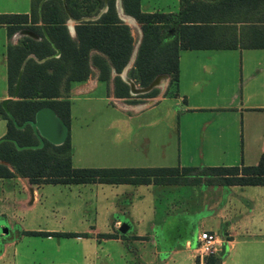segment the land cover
<instances>
[{
    "label": "rangeland",
    "instance_id": "obj_1",
    "mask_svg": "<svg viewBox=\"0 0 264 264\" xmlns=\"http://www.w3.org/2000/svg\"><path fill=\"white\" fill-rule=\"evenodd\" d=\"M135 37L138 38L137 31ZM180 54L184 78L183 87L179 89L180 95L167 96L155 102L161 96L159 88H154L158 90L154 97L130 93L128 102L144 105L155 102L141 112L127 113L119 109L118 101L109 95L104 82L90 92L73 94L70 98L68 127L73 167H121L115 166L120 164L203 167L256 165L261 159L264 162V109L252 108L264 105V49L182 50ZM131 68L127 69V76ZM3 78L6 79V66L0 62V93ZM89 78L96 79L94 76ZM112 80L110 77L108 83ZM4 84H7V80H4ZM165 84L166 80L163 79L160 86L164 88ZM113 119L124 121L118 125ZM5 131L6 121L0 120V139ZM3 179L0 198L11 200L16 195H28L23 186V183L29 182L28 179ZM202 185L178 186L176 189L157 186L153 189V197L147 191L149 187H117L136 190L135 199L141 213L147 211L145 198L154 201L158 215L173 208L174 200L183 201L182 210L186 209L184 216L187 220L206 217L208 205L212 201L218 203L214 210L222 208L226 215L233 218L240 209L246 210L244 201L247 197L256 202L263 198L259 192L262 187L221 188ZM115 188L114 185L97 183L70 186L42 184L37 186L40 200L37 221L25 217L24 224L36 227L37 222V227L42 228H77L75 215L80 214L83 219H87L91 214L93 216L95 210H103L117 190ZM85 208L89 209V213H84ZM251 216L253 218L245 217L244 221H250L252 228H258L256 212ZM18 219L17 216L10 220V233L15 231L14 235L21 228ZM168 222L163 226L164 236L168 230L181 228L184 221L171 218ZM216 222L207 221V225L215 226L214 230L219 231L220 224ZM6 223V218L0 219V230L2 226H7ZM54 242L41 243L36 247L24 241L10 246L0 259V264H70L68 261L76 255L74 251H80L74 247L67 248L65 241H61V246ZM114 253V259L117 260L118 255ZM194 256L195 252V259ZM179 259V264H193L185 253ZM72 260L86 264L82 253ZM195 262L200 264L198 259ZM126 263L125 258L113 264Z\"/></svg>",
    "mask_w": 264,
    "mask_h": 264
},
{
    "label": "trees",
    "instance_id": "obj_2",
    "mask_svg": "<svg viewBox=\"0 0 264 264\" xmlns=\"http://www.w3.org/2000/svg\"><path fill=\"white\" fill-rule=\"evenodd\" d=\"M30 0L24 14H0V25H8L9 36L29 29L38 38L21 36L7 48V85L13 96L23 66L16 99L7 108L16 123L34 120L42 107H51L69 127L71 85L90 76L109 82L112 70L113 94L130 98L129 85L120 74L127 66L135 40L130 27L117 15L115 0H107L108 9L98 19L75 25L72 37L66 26L68 12L63 0H45L41 6L44 36L39 20V4ZM105 0H66L75 18L99 12ZM177 13L143 12L140 0H122L125 14L141 25L142 38L128 76L139 86H147L157 75L167 74L170 87L178 80L180 49L264 48V0H179ZM60 51L56 56L57 50ZM33 54L35 58L29 55ZM38 59V60H37ZM44 61H39L43 60ZM170 88L168 92L170 93ZM158 90L143 94L154 97ZM136 103V102H131ZM0 118L7 122L6 140L0 143V178L22 177L32 184H152L154 186L264 185V162L235 166L172 167H93L72 166L69 135L60 145L47 140L41 148H16L36 145L38 139L27 124L17 128L0 102ZM48 235L49 232H31ZM84 236L85 233H50ZM111 238L114 234H101ZM207 263H215L207 259Z\"/></svg>",
    "mask_w": 264,
    "mask_h": 264
},
{
    "label": "crops",
    "instance_id": "obj_3",
    "mask_svg": "<svg viewBox=\"0 0 264 264\" xmlns=\"http://www.w3.org/2000/svg\"><path fill=\"white\" fill-rule=\"evenodd\" d=\"M43 1V0H42ZM45 1V0H44ZM43 1V2H44ZM105 4V3H104ZM42 6V5H41ZM40 7V4H39ZM65 7L68 12V18L66 21V26L71 31V26L73 32L70 33L72 37H75V25L82 22L79 21L81 18H90L95 17L103 9L99 10L98 13L92 16H82L80 18H75L67 9V4L65 0ZM180 3L179 0H140V9L143 12H164V13H177L179 11ZM115 8L117 11L118 17L122 20L121 12L125 15V18L128 17L133 19V21H123L131 29V34L134 40L140 43L142 38L141 25L136 21V19L130 15L125 14L122 7V0H115ZM108 9V8H107ZM30 11V0H0V14H24L29 13ZM106 12V11H104ZM103 12V13H104ZM102 13V14H103ZM39 20L40 25L43 26L42 16H41V7L39 9ZM73 19L71 22L70 19ZM83 20V21H89ZM96 20V19H95ZM24 30V29H23ZM45 30V28H44ZM21 31V30H20ZM18 31L12 36H9L8 25H0V62L3 66H6V79L7 80V48L10 43L15 44L18 39L22 36L21 32ZM135 31L138 33V38L135 37ZM250 50L244 48H233V49H180L178 52L179 60V74L178 80L175 83V86L170 87V77L166 80L165 87L161 89V96L156 99H163L165 97H178L179 89L183 87L184 78H183V69H182V57L180 52L182 50ZM252 49H264V48H252ZM134 63V62H133ZM133 66V64H132ZM131 66V67H132ZM130 68V67H129ZM127 75V72H126ZM116 73L112 70L111 77L114 79ZM4 77V76H3ZM123 77L125 78L124 74ZM126 79V78H125ZM1 86L0 93V102L3 103V100L11 98L8 93V85L4 84ZM103 81L97 79L92 80L89 78L85 82H75L71 85V97L73 94L90 92V90H95L98 88L99 84ZM106 85L107 92L115 100L118 101L117 105L119 109L127 113H137L141 112L140 110L148 108L154 103L151 104H139L128 102V98H117L113 94V80L110 83L104 82ZM170 88V93H166V89ZM70 97V98H71ZM69 98V100H70ZM130 99V98H129ZM12 100V99H11ZM183 101L186 103V97L183 98ZM141 108H134L137 106ZM3 106V104H2ZM260 106V107H259ZM258 107L259 109H264V105L252 106V108ZM231 108V107H229ZM224 108V109H229ZM0 120H5L0 118ZM127 120V119H126ZM6 121V120H5ZM123 119H113V122H116L118 125H122ZM7 133V122H6V131ZM2 135V136H4ZM1 136V135H0ZM3 138V137H2ZM1 138V139H2ZM72 159V154H71ZM121 167H172V166H133V164L125 165H115ZM184 166V165H177ZM206 166V165H205ZM234 166V165H233ZM14 179H26L21 177H13ZM7 180V179H6ZM10 178L8 181H11ZM27 180V179H26ZM4 182L3 178H0V184ZM97 184H106L114 185L117 189L112 195L110 202L104 206L103 210H95L93 216L92 214L88 216L87 219H83L82 215L76 214L78 221L77 228L73 229H54V228H42L37 227V222L35 223L36 227H30L25 225V217H30L37 221V210L39 207V197L37 186L42 184H32V183H23L25 187V193H28L27 196L19 197L18 195L13 196L11 200L0 198V219H7L6 227L2 226L0 230V259H2L7 249L10 246H16L22 242H26L28 245L32 243L39 245L41 243H46L51 241H56L54 243L62 245L61 241L66 242V247H74L80 251L76 252L82 253L83 261L86 264H113L118 261H123L126 258V264H179L180 256L185 253L187 259H189L193 264H195V259L193 258V252L197 246V236L200 231H209L215 233L222 244L221 251H218L214 254L209 255L204 263L200 264H211L207 263L208 260H212L215 263L212 264H264V185H202L204 187H244V186H257L262 187L259 192L262 194L263 198L259 201H254L253 199L246 198L244 201L247 208L246 210L240 209L239 214L235 215L233 218L226 215L223 212L222 208H219L218 211L214 210L217 206V202H210L207 208L209 213L206 217L199 216L195 219L187 220L185 218V210L183 209V201L174 200L172 206L173 208L167 209L162 214H157V209L154 205L153 200H147V211L144 213L139 212L138 202L135 199L136 190H131L128 188H120L117 186L130 185L136 188L139 187H149L147 188L148 192L153 197L154 186L152 184H108V183H98ZM95 183H77V184H65V185H85V184H95ZM3 185V184H2ZM9 188V184L7 185ZM151 187V188H150ZM159 187V186H158ZM178 186H168V188L176 189ZM180 187V186H179ZM178 187V188H179ZM141 199V197L139 196ZM143 202V201H142ZM179 204V205H177ZM183 204V205H182ZM206 211V212H207ZM258 220V228H252L249 224L250 221H244L246 218H253L252 214H255ZM84 213H89V209L85 208ZM101 218H100V214ZM194 214V212H193ZM190 215V214H187ZM18 216L19 223L21 222L20 229L17 231H11L10 220L15 219ZM249 216V217H247ZM189 217V216H188ZM173 218L174 220L183 222V226L178 227L177 230H168L167 235L162 234L163 226L166 223H169L168 220ZM9 219V220H8ZM207 221H217L216 224L219 225V231H215L213 226L207 225ZM125 223L128 225L126 232L122 233L119 231L121 225ZM241 228L236 229L239 226ZM17 226V225H16ZM13 228V227H12ZM169 229V228H168ZM16 230V229H13ZM14 232V233H13ZM31 232H49L48 235H38ZM85 233L84 236H61L57 234L50 233ZM101 234H114L111 238L102 237ZM227 246V249H226ZM114 252L117 253V260L114 259ZM74 255L71 257L70 264H78V262L73 261L72 258L76 257ZM68 264V263H66Z\"/></svg>",
    "mask_w": 264,
    "mask_h": 264
},
{
    "label": "water",
    "instance_id": "obj_4",
    "mask_svg": "<svg viewBox=\"0 0 264 264\" xmlns=\"http://www.w3.org/2000/svg\"><path fill=\"white\" fill-rule=\"evenodd\" d=\"M43 1L40 2V7H41ZM63 2H64V5H65V0H63ZM40 7H39V9H40ZM107 8H108V3H107V0H105V4H104L103 9L99 12V14H97L95 17L90 18V19H92V20L98 19L102 15V13L107 10ZM120 12H121L122 20L125 21V19L123 18L125 15L122 14L121 10H120ZM70 20H71V22H73L72 18ZM83 20H89V18H85V19L81 18L79 21H83ZM20 32H21L22 36L26 35V36H30V37H33V38H36V39L38 38V36L34 32H32L31 30H29V29H24V30H21ZM43 32H44V36L47 39H49V37L46 34L44 28H43ZM72 32H73V28L71 26L70 33H72ZM139 44L140 43H138L137 46L134 48L127 66L124 68V70L120 74L121 78L129 85L130 93L133 94V95L145 94V93L150 92L154 88H160L161 86H159V83H160L161 79L167 80L169 78L167 74H160V75H157L147 86H139V85H137L135 83L134 80H132L131 78H129L126 75L127 69L132 66V64H133V62L135 60ZM56 50H57L56 56H59L60 51L58 49H56ZM30 57H33V58L36 59V57L33 54L29 55L26 59H28ZM25 61L23 62V65H22V67L20 69L18 80H17V83H16L15 92H14L13 96H11V98L3 100L2 104H3V108H4L5 112L7 113L9 118L13 121L14 125L17 128L22 129L27 124H29L32 127L33 132H34V134L36 135V137L38 139V144L20 146L15 140H11V141L15 144L16 148L19 149V150L41 148L43 146V144H44V140H47L48 142H50V143H52L54 145H60V144H62L65 141V139L67 137L68 127L64 123V121L60 117L57 116V114L55 113V111L51 107L45 106V107L40 108L39 110L36 111L34 120L24 122L22 125H18L16 123L13 115L9 112V110L7 108L8 101L11 100V99H16L17 98L18 89H19V83H20V80H21V74H22V71H23V66L25 64ZM39 61H44V59L43 60H39ZM122 74H124L126 79L123 77ZM5 140H6L5 138L0 139V143L2 141H5ZM127 229H128V225L123 223L121 225V227L119 228V231L124 233V232H126Z\"/></svg>",
    "mask_w": 264,
    "mask_h": 264
},
{
    "label": "built area",
    "instance_id": "obj_5",
    "mask_svg": "<svg viewBox=\"0 0 264 264\" xmlns=\"http://www.w3.org/2000/svg\"><path fill=\"white\" fill-rule=\"evenodd\" d=\"M222 244L219 237L209 231H200L197 236V246L194 249L195 259L200 263L206 259L207 256L221 251Z\"/></svg>",
    "mask_w": 264,
    "mask_h": 264
},
{
    "label": "bare ground",
    "instance_id": "obj_6",
    "mask_svg": "<svg viewBox=\"0 0 264 264\" xmlns=\"http://www.w3.org/2000/svg\"><path fill=\"white\" fill-rule=\"evenodd\" d=\"M123 18L125 19V21H128V20L133 21V19H130V18H128V17L125 18V16H124ZM127 19H128V20H127ZM122 75H123V74H122ZM162 81H163V79H161V81H160V83H159V86H160V84H161Z\"/></svg>",
    "mask_w": 264,
    "mask_h": 264
}]
</instances>
